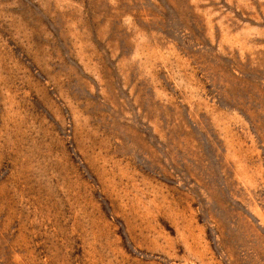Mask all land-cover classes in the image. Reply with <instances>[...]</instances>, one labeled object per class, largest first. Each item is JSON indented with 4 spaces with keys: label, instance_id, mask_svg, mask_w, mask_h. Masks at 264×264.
Returning a JSON list of instances; mask_svg holds the SVG:
<instances>
[{
    "label": "rangeland",
    "instance_id": "rangeland-1",
    "mask_svg": "<svg viewBox=\"0 0 264 264\" xmlns=\"http://www.w3.org/2000/svg\"><path fill=\"white\" fill-rule=\"evenodd\" d=\"M0 264H264V0H0Z\"/></svg>",
    "mask_w": 264,
    "mask_h": 264
}]
</instances>
